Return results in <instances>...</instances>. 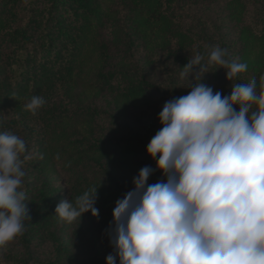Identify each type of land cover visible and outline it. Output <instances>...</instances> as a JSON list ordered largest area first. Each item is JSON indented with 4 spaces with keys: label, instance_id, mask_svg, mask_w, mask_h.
I'll use <instances>...</instances> for the list:
<instances>
[{
    "label": "trees",
    "instance_id": "obj_1",
    "mask_svg": "<svg viewBox=\"0 0 264 264\" xmlns=\"http://www.w3.org/2000/svg\"><path fill=\"white\" fill-rule=\"evenodd\" d=\"M218 7L228 8L235 21L246 22L245 30L264 59V0H0V131L24 139L28 153L33 154L23 165L21 188L30 220L15 238L19 251L8 249L0 264H74L63 246L55 248L53 261L40 260L33 251L48 228L61 221L54 214L60 198L50 188L60 165H75L67 172L73 178L67 200L74 202L84 191L97 187L95 207L109 214L133 188L119 174L136 167L138 155L155 169L146 148L161 127L158 114L166 101L190 90L178 83L177 68L170 69L158 84L152 82V70L144 63L115 71L114 59L121 56L132 63V54L161 55L160 59L175 62L181 69L197 52L206 54L219 45L227 49V59L236 61L226 34L215 38L202 14ZM217 67L210 66L202 81L214 92L230 95L232 83H245L241 73L229 81L226 70ZM82 78L93 82L97 96L114 92L110 103H155L152 122L157 131L130 138L128 146L123 138H96L93 122L104 113L70 106L76 82ZM34 95L42 96L45 104L32 115L25 104ZM81 115L87 119L84 133L89 136L74 131ZM124 148L125 154H117ZM90 163L97 168L92 175L85 169ZM161 179L162 174L154 171L148 183ZM87 264H106V257Z\"/></svg>",
    "mask_w": 264,
    "mask_h": 264
},
{
    "label": "clouds",
    "instance_id": "obj_2",
    "mask_svg": "<svg viewBox=\"0 0 264 264\" xmlns=\"http://www.w3.org/2000/svg\"><path fill=\"white\" fill-rule=\"evenodd\" d=\"M227 55L216 45L181 68L190 91L164 103L146 148L155 169L142 167L115 202L106 264H264V75L259 92L256 79L214 92L202 82L210 66L229 81L248 68ZM44 104L34 95L25 110L35 115ZM31 159L24 139L0 131V247L30 220L21 188ZM154 171L163 178L149 184ZM97 190L61 200L54 214L68 223L98 217Z\"/></svg>",
    "mask_w": 264,
    "mask_h": 264
},
{
    "label": "rangeland",
    "instance_id": "obj_3",
    "mask_svg": "<svg viewBox=\"0 0 264 264\" xmlns=\"http://www.w3.org/2000/svg\"><path fill=\"white\" fill-rule=\"evenodd\" d=\"M202 14L208 19L209 31L215 38H218L221 34H226V38L234 49L236 61L248 65L247 70L241 73L244 82L248 83L256 79L257 92H259L260 77L264 75V59L262 58V54L258 53L253 38L245 30L246 22L232 19V12L226 7L209 9L208 11H203ZM132 55V63H126L127 61H124L121 56H117L114 59L115 64L112 70L129 69L133 65L144 63L146 67H150L152 70V82L161 84V82H164L170 69L177 68L178 83L186 90H190L187 88L188 80L180 78L181 69L175 62L162 60L160 59L161 55ZM85 78L88 79L86 76ZM85 78L77 80L74 90L75 99L70 103V106L73 109L83 111L98 109L104 113L102 119H96L93 122V126L95 127L94 136L96 138L107 141H122L123 138L127 141L125 145L128 146L130 138H135L136 135H143L145 137L146 132L151 129L155 130L152 122L157 112L155 103H123L120 101L114 104L110 103L115 93L106 92L97 96L95 94V87L92 84L93 82L86 81ZM189 79H192V77H189ZM111 116L116 117L117 122ZM85 120H87L85 115H81L78 117V121H76L74 127V131L79 132L81 136V132L85 136H89V133H84L88 130L87 126L83 123ZM123 126L127 128L124 129ZM116 151L117 154H125L126 148ZM134 161L137 162L136 167L119 174L120 179H123L128 185H132L133 178L138 175L142 167L146 166V161L141 155H138ZM74 168V164L68 167L60 165L57 169V174L50 179V188L60 198L59 201L67 200L73 185V178H70L67 172H71ZM85 169L86 174L92 175L97 168L90 163ZM112 214L113 212L109 214V211L99 212L98 217H93L91 212H88L82 215L80 221L79 218L71 223L61 220L59 223L48 228L47 232L41 236L38 245L33 248V251L35 255H38L40 260L53 261L55 248L63 246L71 254L74 264L98 262L113 252L106 232L113 219ZM8 249L16 252L19 251L18 241L15 238L5 246L0 247V262H3V259L7 257L6 253Z\"/></svg>",
    "mask_w": 264,
    "mask_h": 264
}]
</instances>
